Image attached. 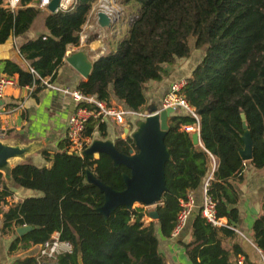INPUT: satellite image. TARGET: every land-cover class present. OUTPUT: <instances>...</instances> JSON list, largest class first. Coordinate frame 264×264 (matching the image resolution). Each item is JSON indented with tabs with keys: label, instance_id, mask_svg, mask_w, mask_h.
Segmentation results:
<instances>
[{
	"label": "trees",
	"instance_id": "trees-1",
	"mask_svg": "<svg viewBox=\"0 0 264 264\" xmlns=\"http://www.w3.org/2000/svg\"><path fill=\"white\" fill-rule=\"evenodd\" d=\"M24 0L23 3L25 4ZM97 0H74L71 10L50 13L45 18L49 36H41L20 45L19 54L29 62V70L6 62L4 72L17 75L20 87L40 84L61 66L68 45L77 46L80 33ZM130 9L127 32L115 42L114 49L92 63L86 81L77 90L84 96L112 107L114 99L124 110L140 113L146 106L144 85L160 82L179 60L201 51L200 62L184 79L179 91L197 119L178 108L168 116L164 144L169 160L164 165L166 192L156 205L157 220L145 225L147 211L117 207L107 219L97 209L104 194L86 181V171L116 192L125 189L123 175L130 171L114 167L112 159L99 153L78 156L67 151L64 140L51 157L43 152L49 167L18 164L10 178L18 188L38 192L1 212L2 236L16 235L8 252L26 250L58 239L71 245V252L56 257L55 264H165L158 250L156 231L165 239L172 237L179 212V201L188 193H201L204 181L212 173L207 195L215 203L216 217L237 229L238 193L234 180L241 179L245 162L243 121L252 141L253 168L264 169V0H120ZM40 10L22 7L11 13L0 7V44L9 36L25 33ZM172 85V84H171ZM170 85V86H171ZM170 89V87H169ZM89 110L94 106L80 104ZM161 106V104H160ZM197 126L201 145L192 142L193 133L183 127ZM105 123L90 118L83 137L92 138L97 130L105 135ZM115 150L129 155L137 148L130 136L118 138ZM216 159L212 172L211 158ZM11 195L0 172V207ZM196 202V201H195ZM260 213L251 225V238L257 251L264 252V186ZM201 200L196 205L200 206ZM143 206V205H142ZM191 224V240L182 244L191 264H234L223 247L231 242L232 255L244 250L232 242L236 233L227 227H213L200 214ZM31 226L18 235L15 229ZM157 228V229H156ZM13 264H37L34 258L15 260Z\"/></svg>",
	"mask_w": 264,
	"mask_h": 264
},
{
	"label": "crops",
	"instance_id": "crops-1",
	"mask_svg": "<svg viewBox=\"0 0 264 264\" xmlns=\"http://www.w3.org/2000/svg\"><path fill=\"white\" fill-rule=\"evenodd\" d=\"M27 3H32V5L22 7L36 8L33 5L35 0L26 1L25 4ZM39 10L40 13L25 33L17 37L9 36L5 43L0 44V76L11 78L13 81L0 99V107L8 111V114L0 120V144L22 151L20 156L10 157L3 164L0 162V172L3 175L5 185L11 192V195L6 198V204L0 207V228L1 212H5L9 207L16 205L25 198L40 196L38 192L16 187L10 178V170L18 164H31L38 168L49 167V163L43 158L42 153L47 152L51 157L58 151L59 145L65 140L68 120L79 106V103L75 102L72 97L63 95L56 90L57 88L77 90L79 83L87 79L72 67L67 59L80 52L85 60L92 64L100 57L108 54L114 49L115 42L127 32V18L131 12L128 7L121 5L120 0H97L92 5L88 19L82 28L79 44L77 46H67L63 62L54 75L41 80L38 85L32 84L20 87L17 84V75H7L4 68L6 62H11L17 64L23 70H29V62L21 57L18 49L20 45L27 41L36 40L41 36H49V31L45 26V18L50 13L47 9ZM100 12H105L112 19L113 22H111L110 27H101L98 24L97 16ZM184 63L185 60L177 61L173 67L167 68L169 74L163 80L160 82L150 81L144 85L143 94L146 99V109L155 108L159 111L162 100L169 92L170 85L184 80L195 67L194 63L193 68L188 65L189 69L185 72V68H177ZM175 66L176 68H174ZM44 82H47V84L45 85ZM111 104L117 105L114 99ZM127 120L131 122L129 119ZM101 123H105V135L102 136L96 130L92 138H87L88 147L96 136L101 137V141L112 143L118 138H125L127 125L120 126L110 120H104ZM93 156L97 158L98 154H93ZM248 166L253 168L250 161H245L241 179L234 180V187L239 197L237 230L240 231L243 237L236 233V239L232 242H235L244 250L251 263L264 264V252L260 254L257 251L251 238V225L260 213L264 169L253 171L254 169H249ZM17 195L20 198L14 204L15 201H12V197L15 198ZM192 195L197 203L201 200L199 190ZM198 208V205H195L186 225L176 236L165 239L160 235L159 229L158 232L156 231L158 250L162 254L165 264H191L185 255L182 244H187L191 240V224ZM148 209L149 211L143 218L145 225L154 221L148 216V212L154 209H150V207ZM56 235L57 233H54L52 237ZM15 236H2L0 232V264H13L17 259L23 260L26 258H34L37 264H55V259L40 255L41 245L26 250L16 249L8 252L9 245ZM223 247L229 251L232 263L235 264L238 256L245 258L244 255L233 257L230 241H224Z\"/></svg>",
	"mask_w": 264,
	"mask_h": 264
},
{
	"label": "water",
	"instance_id": "water-1",
	"mask_svg": "<svg viewBox=\"0 0 264 264\" xmlns=\"http://www.w3.org/2000/svg\"><path fill=\"white\" fill-rule=\"evenodd\" d=\"M58 4L59 0H51L47 7L49 13L57 12ZM97 17L98 24L101 27H110L112 25V19L105 12H100ZM67 62L79 71L83 77H88L90 74L92 64L85 60L82 53L79 52L72 55L67 59ZM151 110L152 112L156 111L154 108ZM173 112L172 108L159 110L158 113L149 116L145 122L139 124L137 133L132 137L130 136L138 153L130 150L129 155L120 154L115 150L112 142L101 140H92L89 147L84 150L82 156L104 153L112 159L114 167L123 165L130 171L129 176L123 175L125 189L120 192L112 190L97 180L90 171H86V181L96 185L104 194V204L97 211L105 219L119 206L131 209L134 203H139L146 207H152L159 203L161 196L166 192L164 165L169 160V154L164 144V135L168 130V116ZM241 119L245 133L242 138L244 147L239 154L245 162L252 159V141L250 133L246 130L243 115H241ZM126 131L125 137L128 135V129ZM158 132L161 133V136L155 141V134ZM192 142L194 145H201L199 133H193ZM21 154L22 151L18 149L0 144V162L2 164L8 158L20 156ZM148 216L152 220H157L158 218L155 210L148 212ZM30 230H32L31 226H23L17 228L16 232L18 235H23ZM78 264H82L80 258Z\"/></svg>",
	"mask_w": 264,
	"mask_h": 264
},
{
	"label": "built area",
	"instance_id": "built-area-1",
	"mask_svg": "<svg viewBox=\"0 0 264 264\" xmlns=\"http://www.w3.org/2000/svg\"><path fill=\"white\" fill-rule=\"evenodd\" d=\"M0 6L13 13L18 9L22 8V6H30L32 3L24 4V0H0ZM51 0H35L33 4L37 9L46 10ZM74 0H59V4L57 7V11H68L73 8ZM31 73L34 71L29 68ZM13 81L11 78L0 76V99L3 97L6 88L12 85ZM46 85L47 82H44ZM184 85V81H178L173 83L170 86L169 92L167 96L161 102L160 110H165L168 108H172L173 111L181 108L191 114L194 118L197 119V116L194 114L193 110L190 108L185 99L179 95V91ZM58 92L63 95H68L72 97V99L79 103V106L74 110L73 114L70 116L67 123V130L65 135V140L68 144L67 151L70 154H75L78 156H82L84 150L88 147V139L83 137V132L85 129V125L90 118H97L101 122L104 120H110L117 125L126 126L129 119L133 120L135 117L139 116L140 113H136L131 110H124L119 107H106V105L100 101H97L95 98L91 96H84L77 90H70L67 88H57ZM80 104H87L94 106L95 110H89L86 107L80 106ZM8 114L4 108L0 107V120L2 117ZM184 131H196L199 132V128L194 126L191 127H183ZM195 133V132H194ZM213 161L212 164V172L215 170L216 162L214 158H211ZM212 178V173L209 177L204 181L202 190H201V204L199 206L201 217L213 227H227L239 234L243 237V235L236 228L227 225V221L223 219H218L216 217L215 211V203L211 200V198L207 195V191L209 188L210 180ZM159 204V203H157ZM156 204V205H157ZM156 205L152 206L155 209ZM195 200L191 193H188L184 200L179 201V212L177 214L176 225L172 232V237L176 236L186 225L189 216L191 215L193 209L195 208ZM58 233L56 236H53L50 241L42 244V250L40 252L41 256L50 259H56L57 256L71 252V245L67 242H62L58 239ZM260 254L262 252L258 251ZM235 264H245L244 258L242 256H238L236 258Z\"/></svg>",
	"mask_w": 264,
	"mask_h": 264
},
{
	"label": "rangeland",
	"instance_id": "rangeland-1",
	"mask_svg": "<svg viewBox=\"0 0 264 264\" xmlns=\"http://www.w3.org/2000/svg\"><path fill=\"white\" fill-rule=\"evenodd\" d=\"M189 45H190V47H191V57L188 59V60H185V63L181 66V67H177V68H182V69H184L185 68V70H184V72L187 70V69H189V67H188V65H190L192 68H193V63H194V66H196L199 62H200V60H201V51H194L193 49V40H189ZM174 68H176V66L174 67ZM181 81V80H180ZM184 81V80H183ZM173 84V83H172ZM160 108H161V106H160ZM155 109V108H154ZM156 111H157V109H155ZM152 112V110H148V109H146V108H144L141 112H140V115L139 116H137V117H135L133 120H131V122L130 123H128L127 124V127H126V129H128V135L129 136H133L134 134H136L137 133V131H138V128H139V124H141V123H143V122H145L146 121V119L149 117V116H152V115H154L155 113H158V111L157 112ZM192 129L194 128V126H192L191 127ZM194 132H196L195 130L194 131H190V133H194ZM125 135V134H124ZM124 137V136H123ZM101 139V137L99 138V137H95V139H93V140H100ZM214 161L217 163V161H216V159H214ZM211 163L213 164V161L211 160ZM248 168L249 169H254L253 171H258L257 169H255V168H250V166H248ZM249 172H251V171H249ZM248 172V173H249ZM18 198H20V196L19 195H17V197H15V198H13L12 197V201H15V203L14 204H16L18 201H19V199ZM12 203V202H11ZM144 207V208H143ZM142 207V205L141 204H139V203H134L133 205H132V209L133 208H142V209H144L145 211H149V207L147 208L146 206H143ZM146 207V208H145ZM199 207V206H198ZM152 207H150V209H151ZM154 209V208H153ZM152 211V210H151Z\"/></svg>",
	"mask_w": 264,
	"mask_h": 264
},
{
	"label": "bare ground",
	"instance_id": "bare-ground-1",
	"mask_svg": "<svg viewBox=\"0 0 264 264\" xmlns=\"http://www.w3.org/2000/svg\"><path fill=\"white\" fill-rule=\"evenodd\" d=\"M160 136H161V133L160 132L156 133L155 134V141H157L160 138Z\"/></svg>",
	"mask_w": 264,
	"mask_h": 264
}]
</instances>
